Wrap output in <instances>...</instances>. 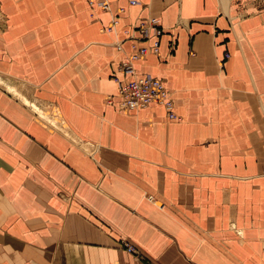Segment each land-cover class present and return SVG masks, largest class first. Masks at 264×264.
Wrapping results in <instances>:
<instances>
[{
  "label": "crops",
  "instance_id": "1",
  "mask_svg": "<svg viewBox=\"0 0 264 264\" xmlns=\"http://www.w3.org/2000/svg\"><path fill=\"white\" fill-rule=\"evenodd\" d=\"M108 1L0 0V264H264V0ZM148 16L179 118L117 102Z\"/></svg>",
  "mask_w": 264,
  "mask_h": 264
},
{
  "label": "built area",
  "instance_id": "2",
  "mask_svg": "<svg viewBox=\"0 0 264 264\" xmlns=\"http://www.w3.org/2000/svg\"><path fill=\"white\" fill-rule=\"evenodd\" d=\"M131 3H138L137 0H129ZM93 2V0H89ZM99 6L108 10L110 8V2L108 0H96ZM119 11L123 10V7H119ZM118 19L114 17L111 23L102 29H111L113 25L117 23ZM125 38H130L131 51L126 57V60L122 61L119 65V70L125 73L124 76L114 75L116 82L118 83V96L117 101L120 107L139 108L143 105H147L150 102L158 101L162 103L169 115V118H177L178 115L173 108V101L170 97V90L166 87L165 81L160 76H154L146 73L139 75L136 72L134 63L140 59L142 55L146 53H159L160 43L159 36L162 34L163 29L158 17L148 16L141 18L138 22L130 24L125 29ZM141 39L151 40L150 44L138 45L136 41ZM124 39L114 41V45L117 48H123ZM173 41H171V44ZM107 102L113 103V95L107 96ZM151 197V196H150ZM124 246L130 252L137 253V250L128 242H124Z\"/></svg>",
  "mask_w": 264,
  "mask_h": 264
},
{
  "label": "rangeland",
  "instance_id": "3",
  "mask_svg": "<svg viewBox=\"0 0 264 264\" xmlns=\"http://www.w3.org/2000/svg\"><path fill=\"white\" fill-rule=\"evenodd\" d=\"M226 56H227V54H225ZM178 115V114H177ZM177 118H179V115H178V117Z\"/></svg>",
  "mask_w": 264,
  "mask_h": 264
}]
</instances>
